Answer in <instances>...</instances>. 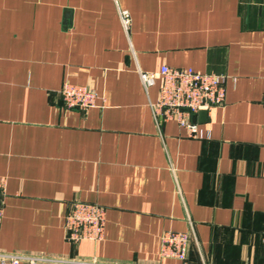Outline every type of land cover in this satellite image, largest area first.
Listing matches in <instances>:
<instances>
[{"label": "crops", "instance_id": "crops-1", "mask_svg": "<svg viewBox=\"0 0 264 264\" xmlns=\"http://www.w3.org/2000/svg\"><path fill=\"white\" fill-rule=\"evenodd\" d=\"M162 65L225 77L199 138L156 123L138 73ZM0 178V252L165 264L171 231L189 264H263L264 0H0ZM74 201L103 207L100 241L64 240Z\"/></svg>", "mask_w": 264, "mask_h": 264}, {"label": "built area", "instance_id": "built-area-1", "mask_svg": "<svg viewBox=\"0 0 264 264\" xmlns=\"http://www.w3.org/2000/svg\"><path fill=\"white\" fill-rule=\"evenodd\" d=\"M124 29L129 25L127 11L120 12ZM139 79L146 90L158 83V98L150 104L152 115L158 123L174 121L183 128L187 137L199 138L196 116L208 114L213 108L222 106L225 98L222 75L206 74L191 68H172L162 65L157 72H139ZM59 95L67 109L86 111L96 106V92L86 86L63 83ZM6 181L0 178V219L3 215ZM105 211L103 207L74 201L63 223L64 240L68 244L80 241H100L103 236ZM190 234L185 232H164L160 237L159 258L169 260L165 264H189L187 249ZM264 264V236L262 237ZM0 264H104L94 260L37 256L0 252Z\"/></svg>", "mask_w": 264, "mask_h": 264}, {"label": "trees", "instance_id": "trees-1", "mask_svg": "<svg viewBox=\"0 0 264 264\" xmlns=\"http://www.w3.org/2000/svg\"><path fill=\"white\" fill-rule=\"evenodd\" d=\"M188 260V259H187Z\"/></svg>", "mask_w": 264, "mask_h": 264}]
</instances>
